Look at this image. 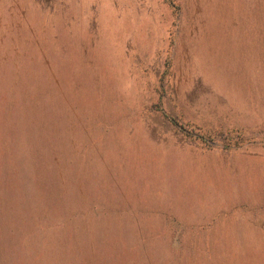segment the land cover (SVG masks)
<instances>
[{"label": "rangeland", "instance_id": "rangeland-1", "mask_svg": "<svg viewBox=\"0 0 264 264\" xmlns=\"http://www.w3.org/2000/svg\"><path fill=\"white\" fill-rule=\"evenodd\" d=\"M170 1L0 0V264H264V0Z\"/></svg>", "mask_w": 264, "mask_h": 264}, {"label": "trees", "instance_id": "trees-1", "mask_svg": "<svg viewBox=\"0 0 264 264\" xmlns=\"http://www.w3.org/2000/svg\"><path fill=\"white\" fill-rule=\"evenodd\" d=\"M166 1H168L170 3V5H173L172 1H170V0H166ZM161 112H162L163 117L169 118L164 111H161ZM170 121L173 122L172 120H170ZM231 147H232L231 145L227 146L228 149L231 148Z\"/></svg>", "mask_w": 264, "mask_h": 264}]
</instances>
